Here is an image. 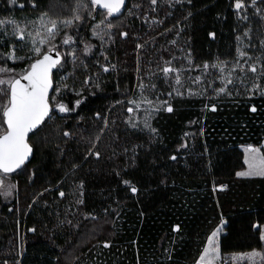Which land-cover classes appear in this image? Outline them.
<instances>
[{
  "label": "trees",
  "instance_id": "trees-1",
  "mask_svg": "<svg viewBox=\"0 0 264 264\" xmlns=\"http://www.w3.org/2000/svg\"><path fill=\"white\" fill-rule=\"evenodd\" d=\"M236 2L128 0L108 16L91 0H0V69L20 79L57 50L52 93L68 108L7 173L22 187L0 199L1 264H195L223 222L222 253L264 249V176L237 175L244 145L264 143V0ZM40 18L58 19L57 42L39 44Z\"/></svg>",
  "mask_w": 264,
  "mask_h": 264
},
{
  "label": "snow or ice",
  "instance_id": "snow-or-ice-1",
  "mask_svg": "<svg viewBox=\"0 0 264 264\" xmlns=\"http://www.w3.org/2000/svg\"><path fill=\"white\" fill-rule=\"evenodd\" d=\"M93 5H97L107 10L108 16H113L116 13L121 11L122 6L125 4V0H91ZM157 0H151L152 4H155ZM235 7L240 9L243 7L242 0H237ZM79 19V17H77ZM3 21H0V24H3ZM64 23H70L66 21ZM56 27V22H52V28H49L48 31L51 33ZM122 35H127L123 33ZM23 39V35L20 37ZM70 39V38H69ZM69 39L63 41L67 44ZM44 43V41H41ZM41 50L39 48L35 49V53L40 55ZM241 56H244L245 53H240ZM10 59H14V50L9 55ZM59 53H57V59H53L48 53H44L40 59L35 60L20 79H14L10 82L0 79V85H5L10 83V96L8 102L4 105H0V171L7 174L14 171L16 168H19L27 160L28 156L32 152L30 145L27 143V136L29 132L35 130L45 119L48 117L50 112L49 105V89L52 88L51 80V70L59 64ZM205 68L208 65L204 66ZM108 71L107 68L104 69ZM2 71H10L7 69H0ZM165 73L172 72L174 69L165 68L163 69ZM250 71L255 72L256 67L251 66ZM21 79L27 81V84H22ZM177 83H179V77H177ZM231 83V81H229ZM3 91V89H0ZM220 92H224L225 89H219ZM77 104L80 101L76 102ZM135 103V102H133ZM151 103V101H148ZM166 103V102H165ZM58 108L61 112L68 111V108L64 105H58ZM167 111L171 112V106L166 108ZM215 111V107L212 109ZM256 109L253 107L252 111ZM129 112H132L133 109L129 108ZM3 125H6V128H3ZM68 135V133H65ZM246 153L258 154L260 152L259 148H253L248 146L245 149ZM175 159V157H172ZM245 162L248 164V171L238 172V176H264V156L247 157ZM3 181L0 180V184ZM125 183H128L125 181ZM133 192L136 189L133 187L131 189ZM60 195H63L61 193ZM221 229L218 228L208 237L209 247L204 249V255L201 256V261H205L207 256L210 253H215L217 248L214 247L216 237ZM34 231V229H32ZM264 239V236H262ZM108 247V244L104 245ZM245 255L251 258L252 256L259 255V253H250L241 255L239 258L244 259ZM208 264H211V261H208Z\"/></svg>",
  "mask_w": 264,
  "mask_h": 264
},
{
  "label": "rangeland",
  "instance_id": "rangeland-1",
  "mask_svg": "<svg viewBox=\"0 0 264 264\" xmlns=\"http://www.w3.org/2000/svg\"><path fill=\"white\" fill-rule=\"evenodd\" d=\"M238 10L240 12L241 8ZM69 13L70 14L68 16L61 17L63 19V22L75 20V18L78 16V14L75 12L71 11ZM79 16H80V14H79ZM45 17H47V16H45ZM55 18H57V17H55ZM64 18H66V19H64ZM53 21L56 22V27H55V29H53V31L51 33H49L48 29L52 28V22ZM58 22H59L58 19L40 18V23L34 24V26L32 27V28H38V30H39V44H42L43 47L45 46L46 42H49V43L57 42ZM258 30H259V28H247V33L251 34L254 31H258ZM29 32L32 33L31 30H29ZM21 35H23V37H25L24 34H20L19 38L21 37ZM41 41H44V43H41ZM34 42H35V44H34V47H35L36 45H38L37 39L34 38ZM52 46L53 45H50V47H52ZM30 56H32V54ZM7 70H10V71L6 72L5 75H3L0 79L5 80L6 82H10V80L12 79L14 74L11 73L12 69L8 68ZM56 95H58V90L55 91L54 94L52 93V95L50 96L51 97L50 99H51L53 106H57L58 103H61L60 101L59 102L56 101ZM133 102H135V103H133ZM133 102L131 103L130 108L133 109L132 112L134 115V122H137L140 118L139 111L143 107V103L140 100H133ZM54 117H55V114L51 112L50 116L48 117V120H52ZM248 146H250V145H247V146L244 145V148L246 149ZM252 147L253 148H259L260 152L258 154L245 152V159H246V156L249 158L252 157L253 155L264 156V143L261 147H254V146H252ZM248 170H249L248 164L246 163V167L244 169L240 170L239 172H244V171H248ZM253 176H257V175H253ZM0 180L3 181V183L0 184V199L2 198L3 200H5V199L6 200H12L13 198H18V196L20 195L21 187H22L21 179L19 178L18 173H16V174L0 173ZM224 227H225V223L223 222L214 230V231H216L218 228L221 229L219 231L217 237H216V241H215V245H214V247L217 248V251L215 253H210L207 256L205 261H201L200 258L202 255H204V249L206 247H209L208 240H207V243L203 249V252H202L199 260L195 264H208V261H211V264H264V262H262V260H264V249L263 248L262 249L255 248V249L248 250V251H237V252H231V253H222L221 248H220V239H221L222 234L225 232ZM262 236H264V226L262 228ZM263 241H264V239H263ZM25 242H26V233L24 231H22L21 237L19 239L20 251L24 250ZM250 253H259V255L252 256L251 258H249L248 256L245 255L244 259L239 258L241 255L250 254ZM3 262L5 264H20L21 263L19 259H14V260L6 259Z\"/></svg>",
  "mask_w": 264,
  "mask_h": 264
},
{
  "label": "water",
  "instance_id": "water-1",
  "mask_svg": "<svg viewBox=\"0 0 264 264\" xmlns=\"http://www.w3.org/2000/svg\"><path fill=\"white\" fill-rule=\"evenodd\" d=\"M127 2H128V0H125V4H124V6H122L121 11H120L119 13H116V14H120V13L123 11V9L125 8ZM45 53H48L49 55H51L53 59H57V53H59V52H58L57 50H55V49H52V50L47 51V52H45ZM42 55H43V54H42ZM42 55L39 56L38 58H36L35 60L40 59V58L42 57ZM61 59H62V57H61V55L59 54V61H60V62H61ZM35 60H34V61H35ZM60 62H59V64H60ZM59 64H58V65H59ZM58 65H57L55 68H53V69L51 70L52 88L49 89V92H48V96H49V105H50V112H49L48 117L50 116L52 110L55 109V108L57 107V106H53V105H52V102H51V100H50V96H51V94H52V92H53V90H54L55 82H54V77H53V75H54V71H55V69L58 67ZM21 83H22V84H27V81H24V80L21 79ZM48 117H45L44 121H43V122H42V123H41V124L35 129V130L29 132V134H28V136H27L26 139H27V143L30 145V147H31V149H32V152L30 153V155L28 156V158H27V160L24 162V164L21 165L19 168H16V169H15L14 171H12V172H15V171H17V170L23 168L26 164H28L29 162H31V161L33 160V158H34V156H35V148H34L33 144H32L31 141H30V136H31V134H32L34 131L38 130V129L44 124V122L48 119Z\"/></svg>",
  "mask_w": 264,
  "mask_h": 264
},
{
  "label": "built area",
  "instance_id": "built-area-1",
  "mask_svg": "<svg viewBox=\"0 0 264 264\" xmlns=\"http://www.w3.org/2000/svg\"><path fill=\"white\" fill-rule=\"evenodd\" d=\"M225 185H222V187H224Z\"/></svg>",
  "mask_w": 264,
  "mask_h": 264
}]
</instances>
